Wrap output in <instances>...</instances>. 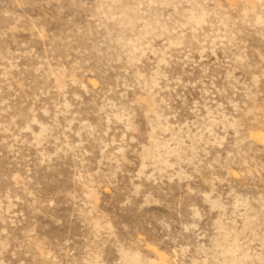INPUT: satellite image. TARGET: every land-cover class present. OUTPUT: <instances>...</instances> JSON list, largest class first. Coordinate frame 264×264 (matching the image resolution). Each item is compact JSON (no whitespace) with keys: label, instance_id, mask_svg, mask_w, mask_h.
<instances>
[{"label":"rangeland","instance_id":"rangeland-1","mask_svg":"<svg viewBox=\"0 0 264 264\" xmlns=\"http://www.w3.org/2000/svg\"><path fill=\"white\" fill-rule=\"evenodd\" d=\"M0 264H264V0H0Z\"/></svg>","mask_w":264,"mask_h":264}]
</instances>
